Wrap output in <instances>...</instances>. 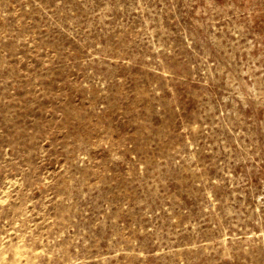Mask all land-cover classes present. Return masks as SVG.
Masks as SVG:
<instances>
[{
  "label": "rangeland",
  "instance_id": "obj_1",
  "mask_svg": "<svg viewBox=\"0 0 264 264\" xmlns=\"http://www.w3.org/2000/svg\"><path fill=\"white\" fill-rule=\"evenodd\" d=\"M0 264H264V0H0Z\"/></svg>",
  "mask_w": 264,
  "mask_h": 264
}]
</instances>
